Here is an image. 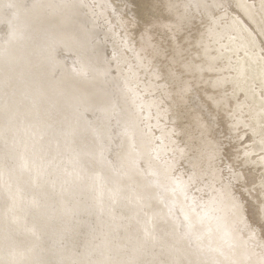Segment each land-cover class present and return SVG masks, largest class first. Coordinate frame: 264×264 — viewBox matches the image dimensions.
<instances>
[{
    "label": "bare ground",
    "instance_id": "6f19581e",
    "mask_svg": "<svg viewBox=\"0 0 264 264\" xmlns=\"http://www.w3.org/2000/svg\"><path fill=\"white\" fill-rule=\"evenodd\" d=\"M234 1H236L238 12H240V14L242 12L250 20V25L247 23L250 27H248L246 23V26L243 23L241 24L242 27L238 24L234 26V21L232 20L233 27H237V25L240 27L239 30L237 29L238 27L236 28L238 32L236 30L234 32L243 35L242 38L245 39L248 48L246 46L245 48H247V50L245 49L244 51L241 47L243 50L241 51L240 47H238V49L234 46V43H231L233 47L238 49L232 52L234 53L232 54V63L234 66V72L232 70L233 75L224 76L223 73V77L219 75L220 78H218L216 77V73L225 69V65L223 64L230 58L228 57L224 63L221 62L222 64L217 63L216 60L226 55L231 56L227 54L228 52L225 51V48L232 47L229 46L232 39L229 34V38L226 37L227 39L224 41L225 48L222 49L216 45V47L214 46L215 49L207 38L208 33L206 30L196 29L194 36H188V33L193 27L190 19V14L192 13L190 11L192 0H122L123 3L129 5V8L126 10L130 12L128 17L127 11H124L122 13L123 16L121 15V20H119L122 24L121 28H123L122 33L128 40L127 41L125 38V41L129 43L130 38L131 43L135 44L134 52L138 54L137 56H139V58L142 56L144 59L147 72L145 76L146 79L143 82V89H146L147 96L150 94L153 95L149 97V104L156 108L155 113L146 112V114H149V117L154 116L156 121L161 120L159 122L166 124V126L163 127V129L165 128L163 140L167 141V143L171 142L172 139L180 142V144L177 145V150L180 147L181 150L178 151L181 155L179 154L180 157H177V159L181 162L186 161V163H188L189 172L186 175L187 178L195 176L194 178L201 179L202 181L205 179L211 182L214 181L213 167L211 164L213 162L211 161H214L218 151L215 135H213L211 131L213 124H211L209 114L218 113L220 116H223L227 124V130L234 133L237 137L246 134H254L255 140L253 146H251L253 147V149L251 148L252 151L256 150L259 152L260 150L257 149L263 142L262 140H264V60H260L262 57L259 59L258 55V58L254 57L255 53H261V51L257 49V44L261 36L264 37V0H253L254 2L252 4L250 3L251 8H249V5H246L247 3L245 4L247 0ZM32 6L33 5H30L31 8H34ZM21 13L27 14V12L25 13L24 11H21ZM40 17H42V15ZM64 17H60L61 19L56 20L61 21ZM237 17L238 16H236V18ZM249 20L247 19L246 22H249ZM40 21L41 19L39 17L30 18L28 16L24 24H22V28L15 31H18V33L24 35V37H30L31 35V37H35L37 33H40V30L43 31V29H41L42 26H40ZM146 21H150L147 30L141 34L136 33L137 23H145ZM75 26L79 27V24ZM231 26L232 25L228 28L229 30ZM77 28L75 27V29ZM233 29L230 30V33ZM257 31L259 33H257ZM9 32L7 33L8 35L4 34L5 36L2 38L5 40V44L11 41V36L13 34ZM25 33L27 35H25ZM57 33L58 30L55 33L56 35L52 38L57 37ZM74 33L78 32L74 31ZM258 34L260 35L256 37ZM79 36L77 37L79 38ZM187 38L190 39L187 40ZM239 38H241L240 35ZM240 41H242V39L239 40V43ZM14 46L16 45L14 44ZM256 49L258 52H255ZM37 51L35 55L31 56L32 62L29 63L33 73H35L34 71L36 70L35 65H38V61L35 59L38 53ZM228 51L231 52L232 50L230 51L229 49ZM84 53L82 54L84 55ZM14 60L9 63L12 66L14 64L16 67V63L19 62L15 63ZM48 64L49 62H47V65ZM4 65H7V63ZM152 66H155V70ZM94 68V66L90 65V69H87V71L89 72V70H92L94 71L93 74L95 72L98 73ZM26 69L28 71V68ZM204 69H211V74L205 75L202 73ZM146 70L143 68V71ZM160 70L164 76L161 74ZM40 73L38 77L43 86H41L43 91L42 95L38 92L36 93V91H30V88L27 89V87H24L22 81L18 84L17 81L9 77H6L5 80H2L0 77V113L4 114H0V264H152L155 261L161 264H199L196 248L188 242V245H185L183 240L186 239L182 240L178 236L179 234L170 236L167 231L169 226L164 218H161L159 222L150 223L148 216L157 213L159 207L158 205L156 206L158 208L154 206L156 197L151 196L152 194H148L150 192L149 186L143 182V177L149 174L144 170H136L126 164L130 151L127 146L124 145L117 155L123 162V166L125 164L124 169L117 173V176H111L110 173L105 171V167L103 168L100 165L99 154L101 153H99V151L97 152L93 146L88 144L86 146L87 149L82 151L83 141L85 140H78L82 141L81 144L78 145L80 150L70 152L71 154L66 157L67 159H62L59 162L60 164L63 163L61 164L62 166H67L69 159V163L74 164L77 159L84 155L87 158L85 161L82 160L81 167L80 163H77V167H74L78 168L79 165L82 171L84 169L87 172L89 169H92V172L95 171L93 174H90L91 171H89L86 175H82L79 171L72 170L73 173L70 172L66 180L61 183L58 179L53 177V170H49L48 174L42 170V176H44L43 180V178H40L38 175H40V167L42 168L43 166L45 168V163L47 162L44 160V158L46 159L47 157L45 152L44 158L41 154L42 158L37 163V167L34 165L35 167L31 175H24L22 171H15L16 167H18L17 163L20 165L21 163L25 166L27 165L28 159L26 157H23L24 159H19V151L17 149L19 144H17V142H20V138H23L21 136L23 131L25 132L31 129V127L32 129H36V139L40 138L49 141L48 146L50 149L52 148L51 150H56L57 147L69 149L68 141L71 137L68 138V134L71 130L73 131L74 127H72V123L71 125L68 124L69 126L66 125L67 127L64 128V130H67V134L65 133L66 131L62 132V126L64 122L67 121L66 115L56 120L57 124L50 123L49 121L43 124V121L37 123L30 118L29 109L34 105L37 107L35 101L33 103L27 102L32 96L37 102H39V98H42L41 96H47L50 102L51 100L54 101V109L60 111L65 102H67L61 98V96L64 95L63 93L66 92L64 89L67 88L62 89L60 88L62 87L61 84L51 82L48 78V72L46 73L45 69L41 70ZM227 73L225 74L227 75ZM3 76L4 75H2V77ZM157 77H159V79ZM90 78L89 85L91 87H99L101 85V81H98L95 76H90ZM24 81L26 82L27 79H24ZM9 83L15 84V90L13 91L18 93V95H15L12 90L8 89ZM18 86L22 87L21 90H18ZM237 86L240 88L237 94V100H243L245 106H242L244 107L242 110L239 109L240 113L238 118L237 116L236 118L233 116L237 119V121L235 120L233 122L230 118L234 113H237L236 111L238 110L236 106L238 101L234 98L235 92L237 93L238 90L237 88L235 91ZM194 88H197V92L200 91V88L203 89V93H200V99L202 98L203 103L208 107L209 114L207 116H205L196 105V107L193 106L191 108L189 96ZM70 90L71 89L68 91ZM88 90L89 89H87V91ZM7 96L11 98L9 99ZM88 98L87 101L91 100ZM49 101L47 103H50ZM244 103L242 104L244 105ZM41 110L45 109L42 108L40 111ZM248 110L253 113L251 119L249 118L250 116L248 117V115H245ZM52 112H54V110ZM72 113L74 114L73 111ZM245 116H247L249 120L248 118L245 120ZM29 118L31 120H29ZM240 120L244 121V127L242 126L245 128L244 133L238 128V122ZM26 121H28V124L31 126L25 128L24 123L26 124ZM87 128V126H82V128L79 127V129L76 130H78V133H81V131L87 132ZM6 129L7 134L5 133ZM166 129L168 131H166ZM133 130L136 135L138 131L135 128ZM174 132L178 133L180 138L177 139L171 135L174 134ZM64 134L68 135L67 139L63 136ZM10 135L15 138L8 137ZM44 137L45 139H43ZM82 137L86 138L87 136ZM262 150L264 151V149ZM137 153L139 154V151H137ZM246 153L248 154L249 152ZM260 157L262 158V156ZM18 159L19 162H17ZM263 159L264 158H262V160ZM80 161L79 159V162ZM40 162L41 166L39 164ZM97 164L98 168L96 167ZM57 168L56 165L55 169ZM261 177L262 176H259L255 182L259 185V194L262 201L264 200V177ZM73 178L78 179L80 184H75V179L72 182ZM11 182L15 183V188L8 191L5 186L11 185ZM96 185L101 188L103 187L104 190L101 192H99L100 189L95 191L97 188ZM200 186L198 187L199 190L203 188ZM96 192L99 196H97ZM168 193H171V191ZM147 195H150V198H145ZM162 195L161 198L166 200L167 193ZM138 201H143V204L148 203L150 205L143 219L140 218V211L136 205ZM225 201V207H223V199H221L219 192H215L213 196L212 193L209 194L203 204V207H206V209L209 206L214 209L216 206V208L221 211L220 213H224V215L223 213L222 216L220 215V225H225L230 222L231 219L229 214H232L230 212L237 209L235 201L231 199ZM142 206L146 207L145 205ZM67 207H69V209H67ZM260 207H262V205ZM61 217L65 218V223L57 225L58 222L55 223V221ZM75 223H77L78 226H76ZM51 225L53 230L50 228ZM94 226L96 228L92 229ZM131 229H133L132 232H134V230H140L143 234L140 233L141 235H138L139 232H134L133 235L131 233L129 234ZM59 230L63 231L64 242H60L57 238L56 233ZM127 231L128 233H125ZM124 233V238L127 234L129 235L126 240L128 245L141 247L150 255V258L148 255H139L135 250L125 251L123 244L119 247V238L122 237ZM61 237L60 234V238ZM131 240L132 242H130ZM67 250H70L73 254H66L65 252ZM161 258L163 260H160Z\"/></svg>",
    "mask_w": 264,
    "mask_h": 264
},
{
    "label": "rangeland",
    "instance_id": "374dc122",
    "mask_svg": "<svg viewBox=\"0 0 264 264\" xmlns=\"http://www.w3.org/2000/svg\"><path fill=\"white\" fill-rule=\"evenodd\" d=\"M253 2V0H247L245 4L247 3L246 5H249V8H251ZM30 5H33L32 7L34 8H31ZM191 6L190 11L192 13L190 12V19L193 27L188 33V36H194L196 29L206 30L210 44L213 47H216L217 45L222 49L225 48L224 41L227 39L226 37L229 38L230 36L232 42H230L229 46L232 47L225 48V51L231 56L226 55L227 57L218 58L216 61L217 63L222 64L226 62L225 60H227L228 57L230 59L223 64L226 66H224L225 69L217 72L216 77L220 78L219 75L223 77V73L224 76L233 75L234 66L232 63V54L234 53L232 52L238 50V47H240L241 51H243L242 48L244 51L248 48L245 39L242 38L243 35L237 33L238 31L236 28L238 25L242 27V23H249L250 25L249 18H247L242 12L241 14L238 12V7L234 0H194V3L192 0ZM127 8H129V5L123 3L122 0H0L1 79L5 80L6 77H9L10 79L17 81L18 84L22 81L24 87H27V89L30 88V91H36V93L38 92L42 95L43 86L38 75L41 70L45 69L46 73L48 72V78L51 82L61 84L62 87L60 88L62 89L67 88L64 89L66 92L61 96V98L67 102H65L66 105L64 104L60 111L54 109V101L51 100L50 102L49 99H47V96L43 95L44 98L41 96L43 99L39 98V102L34 100V97L32 96L27 102L33 103L35 101L38 108L35 105L31 106L29 109V115H31L30 118L37 123L43 121V124L49 121L50 123L57 124L56 120H59L63 115H66L67 121L64 122V125L62 126V132L66 131L65 133L67 134V130H64V128L71 125V123L72 127H74L73 131L71 130L69 132V136L66 134L63 135L66 139L67 136L68 138L71 137L68 141L69 149L57 147L56 150H51L52 148L50 149L48 146L49 141H47L45 137L43 138L45 140L40 138L36 139V129H32L31 127V129L25 132L23 131V134L21 135L23 138H20V142H17V144H19L17 149L19 151V159L26 157L29 161L27 160L26 166L23 163H21V165L17 163L18 167H16L15 171H22L24 175H31L34 170L33 168L35 167L34 165L37 167V163L42 158V155L44 158L45 152L47 157L46 159L44 158V160L47 162L45 163V168L43 166L42 168L40 167V175H38L40 178L42 177L43 180L44 176H42V170L47 174L49 173V170H53V177L58 179L61 183H63L66 180L67 175H69L70 172L73 173V171H79L82 175H86V173H89L92 169H89L87 172L84 169L82 171V168H80L83 162L82 160L85 161L87 158L84 155L79 158L81 160L80 162L79 159L76 158L75 165L69 163L70 159L67 162V166H62L61 164L63 163L60 164L59 162L70 155V152L80 150L78 145L81 144L82 141L78 140H85L83 141L82 151L87 149L86 146L88 144L93 146L97 152L99 151V153H101H98L100 157V165L103 168L105 167V171L110 173L111 176H117V173L122 171L125 166V164L123 166L120 157H117L118 153L125 145L130 149L126 164L136 170H144L149 174L143 177V182L149 186L150 192L148 194H152L151 196L156 197L154 206L156 207L158 205L159 207H156L158 208L157 213L148 216L150 223L159 222L161 218H164L169 226L167 231L170 236L179 234L178 236L182 240L186 239L183 240L185 245H188V242L196 248L199 264H264V200L261 201L259 185L255 182L259 176L264 177V159L262 160V158H264V151L262 150L264 149V140H262L263 142L261 141L262 145H259L260 149H257L260 150L259 152L256 150L252 151L253 147L251 146H253L255 135L246 134L237 137L234 133L229 132L223 116H220L218 113H208V107L203 103L202 98L200 99V93H203V89L200 88V91L197 92V88H194L189 96V99L191 100V108L196 105L205 116L209 114L211 124L214 125H212L211 131L213 135H215L218 152L214 161H211L213 162L211 163L214 174L213 182L206 179L202 181L201 179L194 178L195 176L187 178L186 175L189 172L188 163H186V161L181 162L177 159V157L179 158L181 155L179 153L181 150L180 147L178 149L179 151L177 150V145H179L180 142L172 139L171 142L167 143V141L163 140L165 129H163V127H165L166 124L159 122L161 120L156 121L154 116L149 117V114H146V112L155 113L156 108L149 104V97L153 95L150 94L147 96L146 89H143V82L146 79L145 76L147 72L144 59L142 56H140V58L137 56L138 54L134 52L135 44L131 43L129 36L128 43L127 38L122 33L123 28H121L122 24L119 20H121V15L124 11H127ZM21 11H24L25 13L27 12V14H22ZM126 13L129 17L130 12L127 11ZM41 15L42 17H40ZM28 16L30 18L39 17L41 19L40 26H42L41 29H43V31L40 30V33H37L35 37H31L32 35L30 37H24V35L15 31L22 28V24H24ZM234 16L235 18L236 16L238 17L235 19ZM242 16L245 17L243 18ZM60 17H64V19L57 21L56 19H61ZM247 19L249 22H246ZM232 20L234 21V26L238 24L237 27H233ZM138 23V31L136 29V33L141 34L147 30L150 21ZM78 24L79 27L75 26ZM226 25L229 26L227 27ZM230 25H232L231 29L234 28L231 32L232 35L230 33L231 29H228ZM249 25L248 27H250ZM75 27L78 28L75 29ZM240 27L237 29L239 30ZM57 30L58 36L52 38L56 35L55 33ZM235 30L237 32H234ZM9 31L13 35L11 34V41L5 44V40L2 38L3 36L8 35L7 33ZM74 31L78 33H74ZM257 33L259 32L257 31ZM25 35L27 34L25 33ZM239 35L241 38H239ZM259 35L260 34L256 37ZM77 36H79V38ZM125 38L127 41H125ZM190 38H187V40ZM238 39H242V41L239 43ZM263 40L264 37L261 36V39L258 40L257 44V49L261 51L262 54L259 53L257 49L255 52L257 51L259 54L254 52V57H259V59L262 57L260 60H264ZM231 43H234V46L238 49L233 47ZM14 44L16 46H14ZM246 46L247 48H245ZM228 48L232 51L229 52ZM35 50H38L35 58L38 61V65H35L36 70L34 71L35 73H33L29 63L32 62L31 56L36 54ZM82 53H84V55ZM13 60L15 63L19 62L16 63V67L13 64L15 68L9 63ZM47 62H49L48 65ZM6 63L8 66L4 65ZM90 65L94 66L95 71H98V73L95 72L93 74L94 71L92 70H89V73L87 69H90ZM25 67L28 68V71ZM143 68L146 71H143ZM152 68L155 70V66H152ZM210 72H212L211 69H204L202 71L205 75L211 74ZM24 73L27 74L25 75ZM225 73H227V75ZM161 74L163 75L162 72ZM2 75L4 76L2 77ZM90 76H95L98 81H101V85L99 87H91L89 85L91 79ZM157 78L159 79V77ZM24 79H27V81L25 82ZM21 88L22 87L18 86V90H21ZM68 88L71 90L68 91ZM8 89L12 90L15 95H18V93L13 91L15 90L14 83H9ZM87 89H89V92ZM236 90L237 93L235 92L234 98L237 100V94L239 93L238 91H240L239 86L235 88V91ZM88 97L91 100L87 101ZM7 98L10 99L11 97L7 96ZM48 101L50 103H47ZM237 101V109L242 110L244 108L242 106H245L244 101ZM242 103H244V105ZM41 107L46 111H40V109H42ZM53 110L54 112H52ZM238 110L236 111L238 114L234 113L230 118L233 122L235 120L237 121V119H235L236 116L237 118L239 117L240 110L239 112ZM0 114L4 115L3 113ZM252 114L253 113L248 110L245 115H248V117L250 116L249 118L251 119ZM233 116H235V118ZM248 117L245 116V120H247ZM30 118L29 120H31ZM242 120H240L241 123L240 121L238 122V128L244 133V121ZM28 126L31 125L26 121L24 127L27 128ZM82 126L88 127L87 132L81 131V133H78V130L76 129H79V127L82 128ZM134 128L138 131L136 135L133 132ZM166 131L168 130L166 129ZM5 133L7 134V129L5 130ZM12 135L8 137H12ZM171 135L177 139L180 138L178 133L174 132V134ZM82 136L87 137L83 138ZM12 138L15 137L13 136ZM136 150L139 151V154ZM246 152L249 153L247 154ZM260 156H262V158ZM19 159L17 162H19ZM77 163H80V167L78 165V168H76ZM39 164L41 166V162ZM56 165L58 167L57 169H55ZM96 167L98 168V164ZM94 172L91 171L90 174H93ZM74 179L75 184L79 185L80 183L76 178H73L72 182ZM96 186L97 188L95 191L98 189H100L99 192L104 190L103 187ZM199 186L203 188L199 190ZM5 188L10 191L15 188V183L11 182V185H6ZM170 191L171 193H168ZM215 192H219L221 199H223V207H225V200L230 199L235 201V206H237L236 210L230 212L233 215L229 214L231 220L225 225L219 224V219L223 212L220 213L221 211L217 209L216 206L214 209L210 206L207 209L206 207H203L208 195L212 193L213 196V193ZM164 193H167L166 200L161 198ZM150 195H147L148 197L145 196V198H150ZM97 196L99 195L97 194ZM136 205L140 211V218L143 219L150 205L148 203L143 204V201H138ZM142 205H145L146 207H143ZM261 205L262 207H260ZM67 209H69V207H67ZM56 222H58L57 225L63 224L65 223V218H58L55 223ZM75 225L78 226L77 223H75ZM50 228L53 230L52 225ZM95 228L96 227L94 226L92 229ZM132 231L133 229L130 230L129 234L131 233L133 235L134 232H139V235L142 233L140 230ZM125 233H128V231ZM125 233L119 238V247L123 244L125 251L135 250L139 255L143 254L147 256L148 253L141 247H134L127 244L126 240L129 235L127 234L124 238ZM60 234L62 236L61 238ZM56 235L60 242H64L63 231L59 230ZM130 242H132V240ZM67 251L70 252V250ZM67 251L65 253H68V255L72 253ZM148 257L150 258V255H148ZM160 260L163 259L161 258ZM152 264L161 263L155 261Z\"/></svg>",
    "mask_w": 264,
    "mask_h": 264
}]
</instances>
